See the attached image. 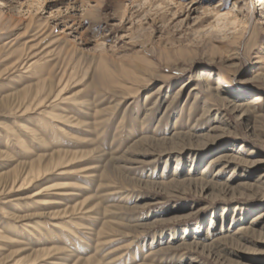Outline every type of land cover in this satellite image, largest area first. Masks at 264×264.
I'll return each mask as SVG.
<instances>
[{"label":"rangeland","instance_id":"obj_1","mask_svg":"<svg viewBox=\"0 0 264 264\" xmlns=\"http://www.w3.org/2000/svg\"><path fill=\"white\" fill-rule=\"evenodd\" d=\"M262 117V0H0V264H264ZM227 153L213 190L158 184Z\"/></svg>","mask_w":264,"mask_h":264},{"label":"bare ground","instance_id":"obj_2","mask_svg":"<svg viewBox=\"0 0 264 264\" xmlns=\"http://www.w3.org/2000/svg\"><path fill=\"white\" fill-rule=\"evenodd\" d=\"M25 1V0H24ZM46 1V0H45ZM16 3V2H15ZM18 3V2H17ZM16 3V4H17ZM262 3L264 4V0H262ZM17 8H19L18 6H17ZM22 8V7H21ZM15 9H16V7H15ZM103 63V62H102ZM132 74V73H131ZM134 74H132V76H133ZM199 76H204L203 78H201V79H199V80H203V82H206V83H208V81H209V79H210V76H211V72H205V71H201V73H199L198 74ZM65 77V76H64ZM135 77V76H134ZM46 81V80H45ZM42 82V81H41ZM44 83V82H43ZM222 79H221V77H219L218 76V86L216 87V88H214V89H211V86L209 85V83L207 84V86H208V90H210V91H212V90H215V91H217L218 92V88H219V86H221L222 85ZM51 84V83H50ZM44 85V84H43ZM44 87V86H43ZM197 88H193L192 89V91H195ZM51 90V89H50ZM42 94L44 95L45 93H44V91L41 89L40 90V92H38V93H36V97H35V101H37V104H34V105H36V106H40V105H43V104H46L47 103V99H48V96H45V97H42ZM51 94V93H50ZM218 95V94H217ZM215 97L217 98V99H220V96L218 95V96H216L215 95ZM259 99H261V96H257L256 98H254L253 100L256 102L257 100H259ZM173 103V101L172 102H169V105H171ZM234 103V102H233ZM252 103L253 102H251V103H247V104H244L245 106H246V110H245V112L244 113H247V114H255V112L252 110ZM34 105H30V106H28L27 108H26V111H29L31 108H32V106H34ZM168 105V106H169ZM167 106V107H168ZM243 105H239V104H233V107H234V109H241V107H242ZM169 108V107H168ZM152 109V108H151ZM243 113V114H244ZM50 114H51V116H52V118L54 119V120H57V121H59V122H68L67 120H66V117L65 116H63V114L62 113H59V112H56L55 110H53V111H51L50 112ZM262 118H264V117H262ZM52 129H58V130H60V131H62L63 129L58 125V124H52ZM29 129V131H31V133H37V131L36 130H34V129H30V128H28ZM36 133H35V137L37 136L36 135ZM61 133V132H60ZM64 134V133H63ZM194 134L195 133H191V131H189V132H187V133H175L174 134V136L175 137H178V138H180V139H182V141L183 140H187V141H189V139H191L192 140V144H193V137H194ZM11 135H13L12 133H11ZM66 135V134H65ZM55 137H56V139H58V133L55 135ZM54 137V138H55ZM11 138H16V143L20 146V147H22L24 150H28L29 149V146H28V144L26 143V141L22 138V137H20V136H16V137H12L11 136ZM191 140L189 141V142H191ZM43 141V143H45V141L44 140H42ZM59 141V140H58ZM198 146H199V144H200V142L198 141ZM46 145V144H45ZM201 145H204V146H202V150H204L206 147H207V145L206 144H201ZM175 146H179L178 145V143L177 144H174V147L171 149V151H172V153H184V151L187 149V147H182L180 150H176V148L177 147H175ZM180 146H181V144H180ZM241 148H242V146H241ZM195 149H198V148H195ZM194 151V150H193ZM198 151H199V149H198ZM195 154V156H198V159H200V157H199V155L200 154H202V153H199V152H196V153H194ZM193 155V154H192ZM189 158H191V157H189ZM194 159H195V157H194ZM213 160H211V162H210V164H212V163H215V166H217V168L216 169H214L215 171H213V172H211V171H209V170H207V169H205L201 174V182H199V180L198 179H196L192 174H193V169H194V166H195V162H193L192 163V165L190 166V170L188 171V173H187V178H184V179H181V178H173V179H169L170 181H161V182H158V184H160V185H172L171 187H173V186H175V185H177V186H181L182 188H185V189H193V188H196L198 185H201L202 187H207V189H209V190H211V186H213V187H215V186H217L218 185V183H217V181H216V179H217V177L220 175V174H222L226 169H228L229 167H231L232 165H235V163H239V162H241V160H242V158L240 157V156H238V155H236V154H233V153H227V154H224V155H221V156H215V158H212ZM243 161V160H242ZM181 159H179L178 160V165L176 166V172H174V174H173V176H175L176 174H178V172H177V170L179 169V165H181ZM64 164H67V162L64 160V159H62L61 157H59L58 158V160H56V162H53L52 164H51V166L49 167V168H46V169H44V172L46 171H50L51 169H54V168H59V167H61V166H63ZM209 166V165H208ZM236 168V167H235ZM31 170V169H30ZM33 170V169H32ZM235 170V169H234ZM43 172V170H38L37 172H35V171H29V172H27L28 174H23L20 178L22 179V181H23V183L21 184V180H18L17 182H15L14 183V185L12 186V188H11V190H13V189H15L16 188V186H19V188H21V187H23L25 184L24 183H26V182H28V183H30V182H32L35 178H36V176H35V174H41ZM32 174V176L30 177L29 175H31ZM38 175V176H39ZM146 183H148V182H146ZM224 183V182H223ZM140 184V183H139ZM260 184L261 185H259V186H262L263 188H264V181H262V182H260ZM250 185V184H249ZM228 185H225L224 184V187H227ZM212 190H213V188H212ZM5 191H7V190H3V192H5ZM239 195V194H238ZM226 212H227V207H224L223 208V214H222V217H224L225 215H226ZM210 224H211V227L214 225V220H211V222H210ZM259 229H261V230H264V224H262V225H260V228ZM212 231V229H208V231L206 232V235L207 236H209V234H210V232ZM243 232H245V233H254L255 234V232H260V234H262V231H258V229H256V227L254 228V227H248V226H241L239 229H238V231H236V232H233V231H227V232H224V230H223V228H222V236L220 237V238H217V239H214V240H211V242H207V241H201V240H194L193 242H191L190 244L187 242V241H183V245H187V246H189L190 248H192L193 250H199V249H201L202 251H205V250H208V249H211V248H213L215 245H216V243L219 241V240H227V239H230V238H235V237H241L242 235H243ZM244 233V234H245ZM196 236H198V234H196V235H194V238L196 237ZM244 236V235H243ZM0 237H2V235L0 234ZM193 238V239H194ZM218 244V243H217ZM182 246V245H181ZM171 248V247H170ZM163 250V249H162ZM151 253H155V252H151ZM36 261V260H35Z\"/></svg>","mask_w":264,"mask_h":264}]
</instances>
